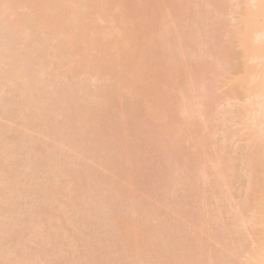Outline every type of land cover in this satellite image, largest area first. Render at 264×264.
<instances>
[{
  "label": "bare ground",
  "instance_id": "bare-ground-1",
  "mask_svg": "<svg viewBox=\"0 0 264 264\" xmlns=\"http://www.w3.org/2000/svg\"><path fill=\"white\" fill-rule=\"evenodd\" d=\"M107 1L0 0V119L4 118L10 123L9 129L5 127L8 122L0 123V239L1 234L7 236V239L2 238L8 243L7 247H3L0 241V264H38L40 261L55 264V254L58 255L57 260L60 258L64 262L67 256L65 261L75 259L80 264H264V193L259 194V198L253 197L258 198L256 210L251 211H254L252 215L256 214L255 217L251 215L255 218L253 222L251 217L249 219L253 223L251 227H260L249 231L255 235L258 230L254 241L252 238L250 242L249 232L244 230L247 235L242 230L246 228L243 223L249 220L247 216V220L244 218L249 209V206L246 208L248 202L240 203L236 211L230 210V221L233 220L234 226L226 229L224 220L219 219L222 212L230 207L227 206L229 203L226 206L224 203L230 197L226 196L230 178L227 170H235V165L233 167L232 163L231 167L230 156L221 153L224 146L219 145L215 149V146L209 145L210 136H214L211 135L213 129L223 134L224 139L230 133L234 136L230 119L223 117L228 114L219 109L220 104L218 107L212 95L215 76L226 71L227 58L229 54H234L237 59L235 66L242 71L234 81L241 90L244 102L238 113L233 115L237 117L236 122L242 133L248 135L249 141L256 147L253 152L242 154L245 157L241 163H245V166H241L246 167L243 173L247 171L248 185L252 184L255 176L264 175V0L242 1V9L237 11L240 15L228 45L220 41L228 19L225 0H170L171 7L161 14L158 22L139 34L132 27L128 29V34L101 28L100 20L106 16L104 4ZM124 2L128 7L133 0ZM107 35L110 38L107 39ZM131 37L145 38L147 44L134 41ZM154 40L160 42V56L152 54ZM234 43L240 48L239 53L232 50ZM154 44L157 48L158 42ZM111 47L123 50L126 53L124 62L134 65L123 85L119 84L120 81H112L110 85L102 81L107 71L124 67L118 57L109 52ZM150 54L153 56V68L165 71L168 81L158 84L157 81H146L145 92L141 94L146 98L143 105L148 112L147 122L142 119L135 123L134 113L118 108L116 98L120 90L134 93L139 81L147 75V68H140L139 65ZM186 63H190L194 70L181 74ZM60 66H64L65 70L61 71ZM170 72L176 77L171 78ZM84 73L88 76L81 78ZM18 91L19 95L15 94V97L13 93ZM136 92L140 93L139 90ZM4 93L10 94L6 96ZM167 111L171 116L168 122ZM196 114L201 117L198 118ZM219 115H223L222 118ZM190 117L194 119L193 125L197 118L199 121L201 119V126L205 123L204 130L200 126L204 135L201 130L202 135L200 132L194 135L193 128L198 126L192 127L191 120H188ZM214 118L218 121L227 119L228 122L224 120L221 124L217 121L220 125L216 129L221 132L215 129L217 124L214 126ZM6 128L13 130L16 138L8 137L11 133L6 135ZM210 128L212 130L209 131ZM205 129L209 132L205 133ZM142 130L146 131L144 134L152 143L150 149L149 144L145 149L151 157L146 155L144 158L138 154L141 150L138 134ZM10 137L15 138L12 144L7 140ZM186 141L192 143L185 147L183 144ZM218 148L223 150L220 152ZM19 149L25 152L22 163L20 157L16 158L21 153ZM179 154L180 157L177 156ZM89 160L96 162L97 167L92 163L91 168L86 163ZM85 164L90 168H86ZM126 165L130 166L128 172V169L125 171ZM152 166L155 171L151 169ZM115 170L124 171L121 176L137 170L135 175L131 172L133 184L136 179L132 187L134 190L126 187V182L122 181L130 177L124 176L122 179L120 171L116 173ZM107 172H110V176ZM199 181L208 187L202 190V187H198ZM149 182L153 186V182L159 185L153 187ZM152 187H156V190ZM157 189L161 191L158 193ZM198 189V194L203 192L199 196L205 194L203 200L199 197L201 203L209 194L208 189L211 190L209 196L216 200L214 207L218 200L216 209L217 213L221 211L220 215L213 211L215 208L211 204L207 205L213 210L204 203L205 210H200L201 203L196 208V202L192 203L193 206L188 201H195L192 194L197 193ZM148 196L158 201L153 199L154 205H159L158 210L162 205L159 203H163L166 208L170 207V212L163 206L158 212L154 205H150L153 202L148 200ZM23 197L31 200H25L28 205L31 203L30 207L35 206L33 210L26 206L31 215L23 211L25 215L20 217L19 213L22 212H18L20 206L15 201L20 198L23 201ZM219 200L224 201H221L223 205ZM44 203H48L47 206ZM37 204L46 209L40 211L42 207L38 208ZM84 204L89 206L90 211L87 207L81 208ZM190 205L195 209L192 210ZM34 209H39V212L37 210L36 213ZM93 209L95 214L91 212ZM162 210L168 215H164L167 222L164 221L165 228L161 225L163 222L159 223L160 228L158 225L156 228L160 231H157L153 225V229L149 227L150 220L160 215L158 213H162ZM33 211L35 215H32ZM15 212L19 218L14 216ZM61 215L66 216L65 222L68 221L65 228L62 225L59 226L63 228L58 227V224L55 226L53 222L55 217ZM216 216L223 225L217 223ZM179 217H184L183 222L182 218L177 220ZM239 222H242L241 225ZM186 223L193 227H186ZM97 224L99 226H95ZM242 224L243 228L240 227ZM161 227L166 234L161 232ZM186 228L187 231L193 230L189 233L185 231ZM231 230L232 234L229 233ZM153 232L158 233L157 236L155 234L153 237ZM159 232L165 239L159 236ZM183 232L187 236L191 234L190 237L196 236L189 238ZM202 232H206L207 238ZM100 237L105 241L102 242ZM155 237L159 238L158 241L154 240ZM227 237L232 238L231 242L227 241ZM223 239H226L224 244ZM28 243L37 245V249L33 250L34 247H29L31 245ZM251 244L255 245L252 249ZM63 245L71 246L75 254L73 258L69 247H62L61 250ZM64 249L69 252L66 253ZM51 250L53 253L56 250L54 257L50 255ZM49 255L50 260H44ZM76 255L80 258L77 256L76 259Z\"/></svg>",
  "mask_w": 264,
  "mask_h": 264
},
{
  "label": "rangeland",
  "instance_id": "rangeland-1",
  "mask_svg": "<svg viewBox=\"0 0 264 264\" xmlns=\"http://www.w3.org/2000/svg\"><path fill=\"white\" fill-rule=\"evenodd\" d=\"M242 1L243 0H225V2H226V5H227V7H228V10H227V23L225 24V28L223 29V35H222V37H221V39H220V41H221V43L222 44H229V42L231 41V38H232V34H233V30H234V27H235V25L237 24V21H238V18H239V16L238 15H240V14H238L239 12H237V11H240L241 9H242ZM183 1H181V2H178L177 4H180V3H182ZM171 5H172V3L170 2V0H133V2L131 3V5H129L128 7L126 6V4H125V2H124V0H108L105 4H104V6H105V14H106V16L102 19V20H100V26H101V28L103 27V28H105L107 31H114V32H117V31H122L123 33H125V34H128L129 33V31H128V29L129 28H133V29H135L136 30V32H137V34H139L141 31H145L146 29H148V28H151L150 26L153 24V23H157L158 22V20L160 19V16H161V14L163 13V12H165L166 10H168L170 7H171ZM238 16V17H237ZM237 18V19H236ZM106 38L108 39V38H110V35H107L106 36ZM131 39H134V41H138V42H140V41H143V42H146V39L145 38H139V37H131ZM154 42L156 43V42H158V45H157V48H155V44H154ZM146 44H147V42H146ZM111 46V45H110ZM149 48H150V45L148 46ZM152 54L153 55H159L160 56V50H161V45H160V42L159 41H157V40H154L153 41V45H152ZM232 50H234V51H236V52H238L239 53V50H240V48L239 47H237L236 46V43H234V45L232 46ZM104 52H107V51H104ZM109 52L111 53V55H114L115 57H118V60L120 61V63L122 64V65H124V67L122 68V69H120V70H118L116 67V70H111V71H107L106 73L107 74H105V75H107V77H105V75H103V80L102 81H104V84H106V85H110L111 83H112V81H120L119 82V84L120 85H123L124 84V81H127V79H128V77L130 76V74H131V72L133 71V69H134V65H132L131 63L130 64H127V63H125L124 62V60L123 59H125V57H126V53L124 52L123 53V50H114V48H112L111 47V50H109ZM153 56H151V54L150 55H146L145 57H144V62H141L140 63V65H139V67L140 68H143V67H145V68H147V75H146V77H144V78H142L140 81H142V82H140L139 81V84L134 88V93H126V92H124V90H120V92H119V97H117L116 98V103H117V107L118 108H124V109H127V110H130V111H132L133 113H134V116L135 117H133L134 118V122L135 123H139L142 119L144 120V121H146L147 122V115H148V112H147V110L145 109V106L143 105V103H145V100L144 99H146V98H144L143 97V95L141 94V93H144L145 92V89H143L144 87H146L147 86V82L146 81H157V84L159 83V82H161V81H168V77H167V73L165 72V71H162V70H157V69H154L153 68ZM236 62H237V59L234 57V54L233 55H231V54H229V56H228V58H227V65H226V67H227V69H226V71L225 72H223L222 74H220V75H217V76H215V78H214V81H213V93H212V95H213V97L215 98V100L217 101V104L219 103L220 104V107H219V104H218V107H219V109L221 110V111H223V110H225L226 112L225 113H227L228 115H227V117H225L226 116V114L223 116V115H219L221 118H222V116L224 117V118H227V119H230V122H229V124L232 126V127H230V128H232V131H234V136L232 135V133H230V136L229 137H231V138H229L228 136V138H226V139H224L223 137H222V135L223 134H220V133H216L215 132V130L213 129H209V131L210 130H212L211 132H214L213 134L211 133V135H214L213 137H211L210 136V147H214L215 146V149H217V147H219V145L221 146L222 145V147H223V149H224V151L223 152H221L222 150H219V148H218V150L221 152V153H224L225 155L226 154H228V156H230V157H228V158H230V160H231V167H232V163H234L233 164V167H234V165H235V170H233V169H231L230 170V172H228L229 170H227V173H228V176L230 177L228 180V183H229V186L227 185V187H229V189L227 188V187H225V190L224 191H226V188H227V191L228 192H226V196H230V197H227L226 198V200L227 201H225V199H222V200H224V201H222V200H219V203L221 204V205H223L222 203H221V201L222 202H224L225 203V206H226V204L227 203H229L227 206H230L231 207V209H229V208H226V207H224V209L226 208L227 209V211H226V209L222 212V217H221V219H219L220 221H222V220H224V222L226 223V225H227V228L226 229H228V228H232L234 225H232V223H233V218L231 219L232 220V222L230 221V218L232 217L231 216V213L233 212V210L235 209V208H237L238 207V205H241L240 203H242V204H245L246 202H248L247 204H249V205H247L246 204V208L248 207L249 209L246 211V213H245V211L243 212V213H245V219L247 218V219H249V217H251V215H252V213L256 210V208H255V202L257 203V199L259 198V194H261V193H264V186H263V182H264V175L262 174V175H259L258 177L257 176H255L254 177V179L255 180H253V182H252V184H249V185H252L251 187L248 185V183H247V180H249V179H247L248 177H247V175H245V173L247 172L246 170H245V172L243 173V169L244 168H246V167H242V166H245V163L244 164H242L241 163V161H244L243 159H244V157H243V155L245 154V153H248L249 154V152L251 153V152H253V150L256 148V147H253V143H251L250 141H249V136L248 135H246V134H243L242 132V129H240V125L236 122V120H238L237 119V117H235L233 114H237L238 112H237V110H239V108L241 107V104L244 102V100L242 99V96H241V90L238 88V84L234 81L239 75H241L242 73V71L241 70H239L238 69V67L237 66H235L236 65ZM64 63H67V61L66 60H64ZM117 63H118V61H117ZM183 65V63L182 64H180V66H179V68H181V66ZM60 70L61 71H64L65 70V67L64 66H60ZM192 70H194V67L192 68V67H190V63H186V65L184 66V68H183V70L181 71V74H182V72H184V73H187V72H190V71H192ZM88 75L86 74V73H84L83 75H81V78H84V77H87ZM170 77L172 78H175L176 77V74H171V72H170ZM211 79H212V77H211ZM139 87H142V89H139ZM7 88H9V87H7ZM6 88V89H7ZM137 90H139L140 91V93H137L136 91ZM141 90L143 91V92H141ZM7 92H9V91H6V93ZM11 93L13 92V91H10ZM15 92H16V90H15ZM161 92H162V88H161ZM6 93H4L5 95H6ZM9 94L10 93H8V95H6V96H9ZM14 94V96L16 97V95L15 94H17V96L19 95V91H18V93H13ZM13 94H11V95H13ZM5 96V97H6ZM13 96V97H14ZM4 97V96H3ZM8 98V97H7ZM4 99V98H3ZM8 99H10V98H8ZM7 99V100H8ZM5 100H6V98H5ZM3 103V102H2ZM4 104V103H3ZM228 112H230V113H228ZM237 112V113H236ZM110 114H112V113H110ZM231 114V115H230ZM197 116H198V114H196ZM195 116V115H194ZM196 116V117H197ZM218 116V115H217ZM234 116V117H233ZM237 116V115H236ZM7 117V116H6ZM191 117H193V116H191ZM191 117H190V119L188 118V120H191ZM196 117H194L195 119H196ZM199 117H201V116H198V118ZM234 118V119H231V118ZM3 118V117H2ZM8 118V117H7ZM196 119V122H194L195 123V125H193V120H191V122H190V124L191 125H193L192 127H194V126H198V128L196 127V129L195 128H193V132H194V135L196 134H198L199 132H200V121H201V119H200V121H199V119ZM216 118V117H215ZM214 118V119H215ZM236 118V119H235ZM166 119H167V122L168 121H170L171 120V116H170V112L169 111H167V117H166ZM216 119H219V118H216ZM214 120V121H216V123H214V126H215V124H217L216 126H215V129L217 128V126H219L221 123H222V121L224 122V120H226V122H228L227 121V119H223L222 121H220V124L218 123L219 121L218 120ZM4 120V121H3ZM3 120L2 119H0V123H4L6 120L3 118ZM7 120H9V119H7ZM211 121H213V119L211 120ZM213 121V122H214ZM218 121V122H217ZM6 122H8V121H6ZM11 122V121H10ZM160 122V121H159ZM203 122V121H202ZM202 122H201V124H202ZM210 122V121H209ZM213 122H212V127H213ZM9 123V122H8ZM8 123H5V125H3V126H5V127H8V129H9V125H10V123L8 124ZM188 123H189V121H188ZM207 124H208V122H206ZM11 124H13V123H11ZM209 124H211V123H209ZM219 124V125H218ZM205 125V123L204 124H202V129L204 130V127H206V125ZM229 125V126H230ZM12 126H14V124L12 125ZM204 126V127H203ZM209 126V125H208ZM211 127V126H210ZM209 128V127H208ZM214 128V127H213ZM7 129V128H6ZM7 129V130H8ZM203 130H201L203 133V135H204V131ZM216 130H220V129H216ZM231 130V129H230ZM195 131H197V132H195ZM205 133H207V132H209V131H207L206 129H205ZM8 133H6V135L7 134H10L11 133V135H8V137L9 136H14V132H13V130L12 131H7ZM219 132H221V130L219 131ZM29 133H31V134H33L32 132H29ZM144 133H146V131H144V130H142V131H139V134H138V141H139V144H140V147H141V150H140V152L138 153L140 156H144V158H145V156L147 155V157H151L149 154H147V152H148V150H145L148 146V144H149V149L152 147V143H151V141L148 139V138H146V135L144 134ZM30 134V135H31ZM36 134V133H35ZM201 134V132H200V135H202ZM29 135V134H28ZM37 135V134H36ZM36 135H34V137L36 136ZM199 135V134H198ZM7 137V136H6ZM15 137V136H14ZM33 137V136H32ZM16 138V137H15ZM15 138H12V139H15ZM35 138H38V137H35ZM12 139H11V137H10V140L9 139H7L10 143L11 142H13L12 141ZM262 139H263V145H264V136L262 137ZM17 140V139H16ZM16 140H15V142H16ZM224 141V142H223ZM19 142V141H18ZM17 142V143H18ZM38 142H39V140H38ZM9 143V144H10ZM192 142L191 141H186V144L184 143L183 145L185 146V147H187L186 145L187 144H191ZM224 145H223V144ZM12 144V143H11ZM28 143H25V145H27ZM188 147H189V145H188ZM23 148L25 149L26 147L25 146H23ZM20 151H21V153H22V155H21V153H19V151H18V156L16 157L17 159H19V157H20V160H22L23 158H24V151L22 152V150L21 149H19ZM257 151H258V149H257ZM64 152H66L65 150H64ZM64 152H61V153H64ZM178 154V153H177ZM243 154V155H242ZM21 155V156H20ZM180 155L181 154H179V155H177V156H179L180 157ZM26 156V155H25ZM154 156V155H153ZM246 156H247V154H246ZM22 157V158H21ZM178 157V158H179ZM241 157H243V158H241ZM16 158H15V160H16ZM153 158V157H152ZM157 158H159V157H157ZM240 158H241V160H240ZM154 160H155V156H154V158H153ZM181 160H182V156H181V158H180ZM90 160H92V159H90ZM90 160L89 161H86V163L88 164H90V167H91V165H92V163L94 162H90ZM227 160H229V159H227ZM19 161V160H18ZM23 162V160L20 162V163H22ZM14 163H16V161H14ZM19 163V162H18ZM19 163V164H20ZM96 163V162H95ZM95 163H93V166H95L96 165V167H97V164H95ZM228 163H229V161H228ZM230 163H229V165H230ZM87 164H85L84 166L86 167V165ZM95 164V165H94ZM242 165V166H241ZM93 166L91 167V168H93ZM127 166V165H126ZM126 166H125V168H126ZM88 165H87V167L86 168H90ZM99 167V166H98ZM156 167V166H155ZM227 167H230V166H227ZM230 167V168H231ZM128 168H130V166L128 167L127 166V168L125 169V171L128 169ZM158 168V167H157ZM209 168V167H208ZM99 169H101V168H99ZM119 169V168H118ZM124 169V168H123ZM122 169V170H123ZM152 170H154L155 171V168L152 166V168H151ZM229 169V168H228ZM143 170V169H142ZM141 170V171H142ZM152 170H151V172H152ZM181 170H183V169H181ZM107 171V170H106ZM117 171H120V170H117ZM117 171L115 170V172L117 173ZM128 171H130L129 169L127 170V172ZM133 171V170H132ZM131 171V172H132ZM137 170H134V172H136ZM185 171V170H184ZM105 172V171H104ZM124 172V171H123ZM123 172L122 171H120V177H122V179L123 178H125V177H130L129 178V180L131 181V182H127V180H122L123 182H126V187H133L134 186V184H135V182H136V179L134 180L135 182H134V184H133V180H131L132 178V173L134 174V172H130V174L129 173H127V172H125L126 174H124V175H122L121 176V174H123ZM106 173V172H105ZM110 174V172H107V175L108 176H110L109 174ZM112 173V172H111ZM149 173H150V170H149ZM153 174V173H152ZM247 174V173H246ZM104 175H106V174H104ZM126 175H130V176H126ZM135 175V174H134ZM150 175H151V173H150ZM254 175H255V173H254ZM125 176V177H124ZM153 176V175H152ZM117 177V176H116ZM149 177H151V176H149ZM257 177V178H256ZM118 178V180H121V179H119V176L117 177ZM136 178V177H135ZM114 179H116V178H114ZM133 179H134V176H133ZM117 180V179H116ZM128 180V181H129ZM122 182V183H123ZM160 182V181H159ZM200 182V181H199ZM202 182V181H201ZM200 182V184H198L199 186V188H201L202 187V190H204L203 189V187H208V186H204V184L203 183H201ZM249 182V181H248ZM128 183V184H127ZM153 183H155L156 184V182H153ZM157 183H158V181H157ZM161 183V182H160ZM163 183V182H162ZM205 183V182H204ZM125 184V183H124ZM149 184H150V182H149ZM154 184V186H157V185H159V184H156L155 185ZM208 183H206L205 185H207ZM120 185H122V184H120ZM150 185H152V184H150ZM209 185V184H208ZM122 186H124V185H122ZM153 186V185H152ZM153 186V187H154ZM161 187H162V184L160 185ZM163 186H164V184H163ZM247 186H249L248 188H247ZM100 187H102V185L100 186ZM152 187V188H153ZM159 187V186H158ZM185 187H187V186H185ZM197 187V188H198ZM210 187V186H209ZM125 188V187H124ZM130 188V189H131ZM134 188V187H133ZM132 188V189H133ZM162 188H164V187H162ZM248 190H247V189ZM126 189V188H125ZM131 189V190H132ZM153 189H155L156 190V187L155 188H153ZM159 189V188H158ZM157 189V192L159 191ZM183 189V188H182ZM187 189V188H186ZM196 189V188H195ZM194 189V190H195ZM210 189H211V187H210ZM210 189H208L209 190V194H210ZM127 190V189H126ZM125 190V191H126ZM128 190H129V188H128ZM134 190V189H133ZM155 190H153V191H155ZM163 190V189H162ZM181 189H179V191H180ZM193 190V191H194ZM197 190V189H196ZM195 190V191H196ZM201 190V189H200ZM207 190V189H206ZM160 191H161V189H160ZM159 191V192H160ZM188 191V190H187ZM189 191H191V190H189ZM194 191V192H195ZM130 192V191H129ZM148 192V191H147ZM156 192V193H157ZM158 192V193H159ZM164 192V191H163ZM181 192V191H180ZM179 192V193H180ZM192 192V191H191ZM198 192H199V189H198V191H197V193H191L192 195H194L193 196V200L195 199V201H190L189 199H188V201L192 204L193 202H196V206L195 205H193V206H195L196 208H198V205L197 204H199V203H201L200 202V198L202 199L204 196H205V194H203L202 196L203 197H201V196H199L201 193H203V192H201V193H199L198 194ZM162 193V192H161ZM160 193V194H161ZM165 193V192H164ZM176 193V192H175ZM179 193H178V196H179ZM188 193V192H187ZM206 193H208V191L206 192ZM149 194V193H148ZM155 194V193H154ZM163 194V193H162ZM177 194V193H176ZM175 194V195H176ZM180 194H182V193H180ZM185 194V193H184ZM190 193L188 194V195H191ZM209 194L207 195L206 194V199H204V201L206 200V201H208V203L206 202H202V203H204V204H211V207H212V205H213V207L215 206L214 204V202L216 201L214 198L213 199H211L212 197L211 196H209ZM150 195V194H149ZM153 195V194H152ZM164 195V194H163ZM174 195V196H175ZM188 195L186 196L187 198H188ZM248 195H251L250 197L248 196ZM259 195V196H258ZM262 195V194H261ZM103 197L102 195H99V197ZM177 196V195H176ZM177 196V197H178ZM207 196H209V198H207ZM254 196H257L258 198H253ZM98 197V198H99ZM100 197V198H101ZM200 197V198H199ZM148 198H150V199H148V200H150V202H151V200H152V202H153V204H150V205H154V201H156L153 197H149L148 196ZM152 198V199H151ZM179 198H181V195H180V197ZM183 199H185V197H182ZM205 198V197H204ZM228 198H230V200H229V202H228ZM246 198H248V199H246ZM252 198H253V200H252ZM29 199V198H28ZM153 199H154V201H153ZM183 199H181V200H183ZM190 199H192V196H190ZM209 199V200H208ZM247 201H246V200ZM16 200V199H15ZM22 200V198H20V199H17L16 201H15V204L16 203H18V205L20 206V211H18V212H22V213H19L20 214V217L21 216H23V214H24V212H26V214L28 215L29 213H31V211H29L28 209H26L25 207L27 206V207H29V209L32 207V209L31 210H33V207L35 206V205H31V207H30V204L28 205L27 203H26V201L27 202H31V200H27V197H26V199L23 197V201H21ZM26 200V201H25ZM60 200V199H59ZM98 200V199H97ZM96 200V201H97ZM99 200H101V199H99ZM98 200V201H99ZM203 200V199H202ZM215 200V201H214ZM245 200V201H244ZM25 201V203L23 204L22 202H24ZM40 202V201H39ZM41 202H44V201H41ZM40 202V203H41ZM46 202V201H45ZM56 202H59L58 200L56 201ZM149 201L147 202V203H150ZM156 202H158V201H156ZM155 202V203H156ZM182 203H184L183 201H181ZM185 202L186 203H189V202H187V200H185ZM217 202H218V200H217ZM217 202H216V207L218 206L217 205ZM22 203V204H21ZM201 203V206H202V208L200 209V210H202V209H204L205 207H203L204 205ZM218 203V204H219ZM43 204V203H42ZM48 204V203H47ZM47 204L45 205V203H44V205L45 206H47ZM56 204H58V203H56ZM91 205H93L92 203H90ZM161 206V208H166L165 206V204H163V203H159ZM185 204V203H184ZM195 204V203H194ZM38 205L39 204H37L36 206L38 207ZM187 205V204H186ZM189 205V204H188ZM192 205H190L189 207L191 208V206ZM200 205V204H199ZM220 205V206H221ZM21 206H22V208H21ZM44 206V207H45ZM156 208L157 207H159V205H157V204H155L154 205ZM163 206V207H162ZM23 207H24V209H23ZM36 207V208H37ZM39 207H42L41 206V204H40V206ZM38 207V208H39ZM82 207H84V208H86L87 207V204L85 205L84 204V206L82 205L81 206V208ZM155 207H152V209H154V210H156V208ZM200 207V206H199ZM207 207H209L210 208V206L209 205H207ZM216 207H214L215 209H216ZM222 208H223V206H221ZM89 208V206L86 208V209H88ZM91 208H94L93 206L91 207ZM90 208V209H91ZM160 208V209H161ZM168 208V207H167ZM165 209V210H169L168 211V213L170 212V207L168 208V209ZM185 208V207H184ZM187 209H188V206L186 207ZM213 208V209H214ZM218 208V207H217ZM254 208H255V210H254ZM43 209V207L42 208H40V211ZM44 209H46V207L44 208ZM43 209V210H44ZM96 209V208H95ZM98 209V208H97ZM160 209L158 210V208H157V211L159 212L160 211ZM192 210L193 209H195L194 207H192L191 208ZM198 209V210H199ZM211 210H213L212 208H210ZM213 210L214 212H216L217 213V209L216 210ZM228 209H229V211H228ZM233 209V210H232ZM22 210V211H21ZM26 210V211H25ZM29 212H28V211ZM35 210V212L37 211V212H39V209H34ZM72 210V209H71ZM89 210V209H88ZM153 210V211H154ZM164 210V209H163ZM162 210V213L164 212ZM197 210V211H198ZM205 210V209H204ZM206 210H208V208H206ZM221 210V208L220 209H218V211H220ZM232 212H231V211ZM252 210H254L253 212H251ZM24 211V212H23ZM90 211V210H89ZM167 211H165V213L167 212ZM185 211H187V210H185ZM189 211V210H188ZM187 211V212H188ZM210 211V210H209ZM235 211H236V209H235ZM36 212V213H37ZM91 212H93L94 213V209L93 210H91ZM95 212H97V211H95ZM192 213H193V211H191ZM212 212V211H211ZM214 212H212V214H214ZM15 213H17V212H15ZM15 213H14V216H17L18 217V213L15 215ZM33 213H34V211L32 212V215H33ZM36 213H34V215L36 214ZM92 213V214H93ZM161 212L160 213H158V214H160V215H158V216H156V214L154 213V217L155 218H153V215H151V218H153L152 220H150L151 221V224H150V226L149 227H151L152 229H153V227H155L156 228V226L158 225L159 226V228H160V224L159 223H162L161 225L165 228V224H164V221H166L167 222V220L164 218L165 216L167 217L168 215H165L164 213L162 214ZM168 213H166V214H168ZM195 213V212H194ZM219 213V212H218ZM218 213H217V215H218ZM220 213H221V211H220ZM220 213H219V215H220ZM235 213V212H234ZM95 214V213H94ZM171 214V213H170ZM170 214H169V217H170ZM254 214H256V212L254 213ZM253 214V215H254ZM25 215V214H24ZM29 215H31V214H29ZM68 216H69V214H67ZM165 215V216H164ZM214 215H216V214H214ZM234 215V214H233ZM250 215V216H249ZM252 215V216H253ZM63 216V217H62ZM93 216V215H92ZM101 216V215H100ZM103 216V215H102ZM247 216V217H246ZM16 217V218H17ZM59 217V218H58ZM58 217H55V219H53V222H54V224H55V226L58 224V227H60V228H63L64 226L66 227L67 225L65 224L66 222H67V224H68V221H66L65 222V219L67 220V218H66V216H64V215H61V216H58ZM104 217V216H103ZM168 217V218H169ZM217 217V216H216ZM253 217H255V215L253 216ZM253 217H251L252 218V220L251 219H249V220H244V221H246V223H243V224H246V226H244L243 224H242V226H240L241 228H243V226L244 227H246L245 229L243 228L242 230L244 231V230H247V232H249V231H254L253 229L251 230V228H256L255 226L254 227H251L252 225H253V223H251V222H253V219H255V218H253ZM13 218V217H12ZM19 218V217H18ZM167 218V219H168ZM182 218V219H181ZM179 217L177 220H179V219H181V221L183 222V218L184 217ZM218 218L219 217H217V220H218ZM101 219V218H100ZM103 219V218H102ZM186 220V219H185ZM218 220V222L217 223H219L220 221ZM250 220H251V222H250ZM51 221V220H50ZM49 221V222H50ZM97 220H95V222H96ZM210 221V220H209ZM243 221V222H244ZM254 221H256V220H254ZM48 222V225L50 224ZM223 222V221H222ZM248 222V223H247ZM47 223V222H46ZM184 223H185V221H184ZM183 223V224H184ZM211 223V225H213L212 224V221L210 222ZM209 223V224H210ZM224 223V224H225ZM240 223V222H239ZM242 223V222H241ZM241 223H240V225H241ZM251 223V224H250ZM254 223H256V222H254ZM52 224V223H51ZM164 224V225H163ZM229 224H231L230 226H228ZM47 225V224H46ZM59 225H62L63 227H61V226H59ZM152 225H153V227H152ZM186 225H188L189 227L191 226V224L189 225V224H185V226ZM205 225H207V223L205 224ZM219 225H223V224H221V223H219ZM226 225H225V227H226ZM255 225V224H254ZM258 225V224H257ZM256 225V226H257ZM83 229L85 228L84 226H82V225H80ZM95 226H99L98 224L97 225H95ZM95 226H94V228H95ZM188 226H186V227H188ZM214 226V225H213ZM64 227V228H65ZM80 227V228H81ZM191 227H193V226H191ZM207 227V226H206ZM210 227V226H209ZM259 226H257V228H258ZM67 228H69V226L67 227ZM66 228V229H67ZM158 228V229H159ZM164 228H163V231H162V227H161V232H165V234L167 233L166 231H164ZM256 228V229H257ZM260 228V227H259ZM70 230H71V227L69 228ZM69 229H67L68 231H69ZM157 229V228H156ZM157 229V231H160V230H158ZM189 229H191V228H189ZM206 229V228H205ZM191 230H193V229H191ZM191 230H189L190 232H191ZM233 230V232H234V230H235V227H234V229H232ZM232 230H231V232H229V233H231L232 234ZM86 231V230H85ZM87 231H89V230H87ZM86 231V232H87ZM153 231V230H152ZM155 229H154V232H157ZM185 231L186 232H189V231H187V228L185 229ZM229 231V230H228ZM257 231L258 230H256L255 232V235H254V232L252 233V234H250V232H249V234L250 235H248V233L247 232H245V233H247V235L249 236V241L251 242V239L254 241V236H256L257 237ZM154 232L152 233V236L154 237L155 236V234H154ZM185 232V233H186ZM189 232V233H190ZM184 232H183V234H184V236L186 235V237H188L189 236V238H192L193 236H196L197 234H198V232L195 230V234L194 233H192V234H194V235H192L191 237H190V235L191 234H189L188 236H187V234H185ZM203 233V232H202ZM205 233L206 232H204L203 234H204V236H205ZM228 233V234H229ZM158 234V233H157ZM157 234H156V236H157ZM227 234V235H228ZM104 235V234H103ZM199 235H200V233H199ZM198 235V236H199ZM253 235V236H252ZM1 236L2 237H7V236H4V235H2L1 234ZM101 236V235H100ZM159 236L160 237H162L163 236V234H162V236L160 235V232H159ZM201 236V235H200ZM224 236H226V235H224ZM228 236H230V235H228ZM247 236V237H248ZM1 237V239H0V241L2 242L1 244H2V246L4 247H7L8 246V243L7 242H4L6 239L5 238H2ZM107 237V236H106ZM165 236H163L162 238L163 239H165L164 238ZM206 238H207V235L205 236ZM231 237V236H230ZM230 237H227V241L228 242H231V240H232V238H231V240H230ZM255 237V238H256ZM101 239H102V237H100ZM103 238H105V236L103 237ZM158 238V237H157ZM156 237L154 238V240L155 239H157ZM193 238H195V237H193ZM229 238V239H228ZM3 239H4V241H3ZM100 239V240H101ZM159 239V238H158ZM158 239H157V241H158ZM161 239V238H160ZM162 239V240H163ZM103 240L105 241V239H102V242H103ZM106 240H110V239H106ZM226 240V239H225ZM224 239H223V244L224 243H226V241H225ZM225 241V242H224ZM252 241V242H253ZM64 242V241H63ZM160 242H162V241H160ZM228 242H227V244H228ZM3 243L5 244V245H3ZM66 243V242H65ZM232 243H233V241H232ZM29 245H31L32 243H28ZM36 244V243H35ZM60 244V243H59ZM64 244V243H63ZM80 244V243H79ZM61 245V244H60ZM65 245H67V243L65 244ZM65 245H63V246H61V250L63 251V248H68L69 247V250L71 251V254H73L72 255V257L71 258H73L74 257V252H73V250L71 249V246H67V247H64ZM69 245V244H68ZM37 245H31V246H29V247H34V249L33 250H36L37 249V247H36ZM220 246V245H219ZM255 247V245H253V244H251V249H252V247ZM2 247V248H3ZM28 247V248H29ZM63 247V248H62ZM217 248H218V246H216ZM253 247V248H254ZM36 248V249H35ZM38 248H39V246H38ZM31 249V248H30ZM32 250V249H31ZM69 250H67L66 251V249H64V251L67 253V252H69ZM53 250H51V253H50V255L51 256H53L54 255V253L56 252V250H55V252L53 253L52 252ZM65 252H64V255H66L65 254ZM113 252V251H112ZM53 253V254H52ZM78 253V252H77ZM69 254V257L68 258H70V253H68ZM116 254V253H115ZM115 254H113V255H115ZM50 255H49V257H47L46 259H44V260H46L47 261V259L48 258H50ZM112 255V254H111ZM55 256V257H54ZM53 257L55 258H51V260L52 259H54V260H56V261H54V260H52V262L54 261V263L56 262L57 264L59 263V264H61L60 262H63L62 261V259H58L60 262H58V260H57V256L58 255H54ZM77 256L79 257V255H76V259H77ZM80 258V257H79ZM78 258V259H79ZM246 257H243L242 259L244 260V261H246V259H245ZM66 259H67V256H66ZM65 259V260H66ZM43 260V261H44ZM48 260H50V259H48ZM64 260V259H63ZM64 260V262L62 263V264H64L65 262H67L68 263V261L70 260H68V261H65ZM73 260H75V259H73ZM72 259L69 261L70 263H68V264H77L76 263V261L77 260H75V261H73ZM79 260H81V259H79ZM84 260V259H83ZM242 260V261H243ZM243 261V262H244ZM42 264H44L42 261H40ZM39 262V263H40ZM45 262V261H44ZM47 262H49V263H51L50 261H47ZM78 263L80 262V261H77ZM83 262H85V260L83 261ZM247 262V261H246ZM245 262V263H246ZM26 263V262H25ZM38 263V264H39ZM40 263V264H41ZM48 263V264H49ZM55 263V264H56ZM81 263H82V260H81ZM24 264V263H23ZM28 264V263H27ZM45 264H46V262H45ZM52 264V263H51ZM80 264V263H79ZM82 264H84V263H82Z\"/></svg>",
  "mask_w": 264,
  "mask_h": 264
}]
</instances>
